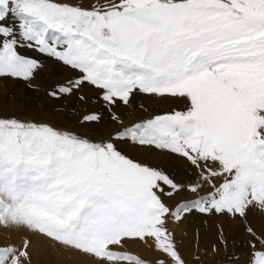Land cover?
Here are the masks:
<instances>
[{
    "label": "snow or ice",
    "instance_id": "snow-or-ice-1",
    "mask_svg": "<svg viewBox=\"0 0 264 264\" xmlns=\"http://www.w3.org/2000/svg\"><path fill=\"white\" fill-rule=\"evenodd\" d=\"M0 87V264H264V0H0Z\"/></svg>",
    "mask_w": 264,
    "mask_h": 264
},
{
    "label": "rangeland",
    "instance_id": "rangeland-1",
    "mask_svg": "<svg viewBox=\"0 0 264 264\" xmlns=\"http://www.w3.org/2000/svg\"><path fill=\"white\" fill-rule=\"evenodd\" d=\"M36 83H38L42 88H45L48 86L51 81L47 79V77L44 78V74H40L37 78ZM10 86H14L13 82H9ZM20 88H23V85H19ZM8 89L4 87H0V95H3L5 92H7ZM86 93L89 96L93 95V92L91 90H86ZM41 95H43L41 93ZM138 102H143L150 111H160L164 110L168 107H170V103H161L155 100H149L146 97H138ZM56 103V102H53ZM94 107V108H101V105L99 104H89V105H82L78 101L70 100L65 105V111L61 115V119L64 120L66 123H72L75 124V118H73L71 121L67 119L69 113L72 109L76 110L77 116L81 113H83L87 108ZM104 118L105 123L108 128L115 127L114 123L109 119L107 111H104ZM178 179L185 178L182 174V172L178 175ZM182 196H188L190 197L191 194L189 193H182ZM179 199V197H177ZM174 201H170L172 203ZM206 218H195L194 223H191L187 226V235H184L180 228L176 229L177 232V239L183 240V243L181 244V252L185 256L186 259H190L191 255L194 251L195 243H196V230L199 229V244L201 248H204L205 246L212 243L216 238V224L218 221L215 218L207 219V223H202V220ZM262 222L258 219L256 221V226L259 227ZM225 224L228 225V222L225 221ZM182 228L184 226H181ZM237 226L231 225L230 226V232L232 235L235 236V239L237 242L243 239L242 234L238 233L236 231ZM231 238V236H230ZM13 239L19 242L20 237L18 235H14ZM132 251L139 253L142 257L147 258L149 260H154L155 255L151 251L147 250L146 248L139 246V245H132L131 246ZM34 264H72V260L67 255H62L61 253H58L54 251L53 249L47 247V246H41L38 250L35 251L34 254Z\"/></svg>",
    "mask_w": 264,
    "mask_h": 264
},
{
    "label": "bare ground",
    "instance_id": "bare-ground-1",
    "mask_svg": "<svg viewBox=\"0 0 264 264\" xmlns=\"http://www.w3.org/2000/svg\"><path fill=\"white\" fill-rule=\"evenodd\" d=\"M46 77V74H44V78Z\"/></svg>",
    "mask_w": 264,
    "mask_h": 264
}]
</instances>
